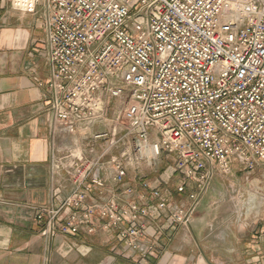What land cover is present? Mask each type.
I'll use <instances>...</instances> for the list:
<instances>
[{
    "label": "built area",
    "instance_id": "2783aa9c",
    "mask_svg": "<svg viewBox=\"0 0 264 264\" xmlns=\"http://www.w3.org/2000/svg\"><path fill=\"white\" fill-rule=\"evenodd\" d=\"M27 1L21 8L44 6L50 148L54 156L63 145L67 162L54 165L73 185L36 213L38 221L46 215L42 235L92 232L95 218L106 219L105 228L119 227L123 243L147 256V218L167 212L169 225H188L215 171L230 172L233 161L253 170L264 161V0ZM110 98L122 104L124 137L133 145L104 161L121 138L116 126L93 133L92 126L105 118ZM81 139L105 140V151L85 157ZM162 153L174 157L172 171L143 181L148 193L124 204L86 201L104 186V170L123 181L122 158L152 168ZM174 174L186 205H172L159 187Z\"/></svg>",
    "mask_w": 264,
    "mask_h": 264
},
{
    "label": "crops",
    "instance_id": "0c3cea01",
    "mask_svg": "<svg viewBox=\"0 0 264 264\" xmlns=\"http://www.w3.org/2000/svg\"><path fill=\"white\" fill-rule=\"evenodd\" d=\"M43 12L42 3L21 8L20 0H7L0 11V264H264V208L253 205L257 191L250 193L245 211L237 206L233 210L217 200V172L188 225H169L167 212L160 219H146V241L153 244L147 256L123 243L119 227L105 228L106 219L95 218L92 232L81 228L73 235L41 234L46 215L38 221L36 213L56 203V190L62 198L73 188L65 169L54 165L67 162L63 145L59 143L62 148L54 156L50 148L51 68L45 55ZM104 125H93L92 133L105 131ZM97 141L81 139L85 157L102 154ZM103 173L105 184L91 189L88 203L124 204L148 193L143 181L153 182L143 164L127 163L121 183L111 180L108 169ZM127 187L134 193L126 194ZM163 191L168 198L173 193L179 204L187 202L186 192ZM62 217L64 223L67 216Z\"/></svg>",
    "mask_w": 264,
    "mask_h": 264
},
{
    "label": "rangeland",
    "instance_id": "374dc122",
    "mask_svg": "<svg viewBox=\"0 0 264 264\" xmlns=\"http://www.w3.org/2000/svg\"><path fill=\"white\" fill-rule=\"evenodd\" d=\"M121 105L122 104L118 98H110L107 101L105 118L103 119L102 123L105 124L104 128H106V131H109L112 129V127L116 126L117 128L116 138H121V140H119V142H117L114 146H112L108 151L105 152V154L102 157L104 161L108 160L109 157L112 155L120 157L123 151H131L133 145L130 136L124 137L126 133L125 121L122 119V117H119ZM87 141L88 140H84V143H87ZM105 144H107V142L105 143V140L97 141L99 154L105 151V146H106ZM87 148H89V146ZM122 159H124L125 163H128L127 159L125 158ZM173 162H174V157L172 155H169L168 153H162V155L160 156V158L157 160V162L152 168L146 166L145 168L146 171L152 172L153 177L151 179L154 182L158 180L159 177L166 171L167 173L172 171L171 167L173 166ZM232 163H233L231 166L232 169L228 173L219 170L215 171V174L217 172L220 175L219 177L220 183H218L219 185L216 187L218 189V194H219L217 200L221 201V203L226 202L225 203L226 205L230 204L231 207L234 208L233 210H235V206H237V208L244 209L243 211H245L244 206L246 205L244 204L246 201L249 202L248 198L250 193H255L257 191L256 196L258 197V199L256 203H253V205L262 206V208H264V177H262V174H264V165L260 167L261 166L260 164V166L259 165L256 166V168H254L253 170H247L238 162L233 161ZM179 179H180V175L178 174L171 175L167 183L164 184L161 183L160 184L161 186L159 187L161 188L162 191L165 189H168L169 191L171 190L173 191L176 188L177 181ZM255 179H257V181ZM168 199L172 205L175 204L180 205L179 200H177L178 198L175 195H173V193L170 195V198ZM186 204L187 202L184 203V205Z\"/></svg>",
    "mask_w": 264,
    "mask_h": 264
},
{
    "label": "bare ground",
    "instance_id": "6f19581e",
    "mask_svg": "<svg viewBox=\"0 0 264 264\" xmlns=\"http://www.w3.org/2000/svg\"><path fill=\"white\" fill-rule=\"evenodd\" d=\"M23 5H26L27 3H28V1L27 0H22V2H21Z\"/></svg>",
    "mask_w": 264,
    "mask_h": 264
}]
</instances>
